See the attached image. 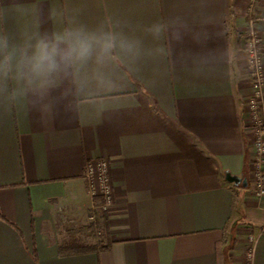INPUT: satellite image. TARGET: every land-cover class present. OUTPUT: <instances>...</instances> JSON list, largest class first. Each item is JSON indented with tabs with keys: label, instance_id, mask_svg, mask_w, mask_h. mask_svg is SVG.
Segmentation results:
<instances>
[{
	"label": "crops",
	"instance_id": "crops-1",
	"mask_svg": "<svg viewBox=\"0 0 264 264\" xmlns=\"http://www.w3.org/2000/svg\"><path fill=\"white\" fill-rule=\"evenodd\" d=\"M251 20L264 42V0H0L11 42L77 25L136 42L64 82L43 118L0 82V264H246L250 241L264 264L244 124ZM101 159L107 213L85 176Z\"/></svg>",
	"mask_w": 264,
	"mask_h": 264
},
{
	"label": "clouds",
	"instance_id": "clouds-1",
	"mask_svg": "<svg viewBox=\"0 0 264 264\" xmlns=\"http://www.w3.org/2000/svg\"><path fill=\"white\" fill-rule=\"evenodd\" d=\"M136 42L85 25L37 32L22 42L0 33V82L12 81L13 99H28L43 118L51 114L55 91L90 63L102 65L113 53L131 54Z\"/></svg>",
	"mask_w": 264,
	"mask_h": 264
},
{
	"label": "built area",
	"instance_id": "built-area-1",
	"mask_svg": "<svg viewBox=\"0 0 264 264\" xmlns=\"http://www.w3.org/2000/svg\"><path fill=\"white\" fill-rule=\"evenodd\" d=\"M249 32L242 38L248 54L249 74L253 91L244 98L246 113L244 124L249 130V140L253 147L250 159L253 189L259 196H264V43L257 34L254 20H251ZM88 191L95 199V213L109 210L114 205V185L111 176V164L108 159L89 162L85 173ZM102 235L103 231L98 230ZM250 249L247 263L251 264Z\"/></svg>",
	"mask_w": 264,
	"mask_h": 264
},
{
	"label": "water",
	"instance_id": "water-1",
	"mask_svg": "<svg viewBox=\"0 0 264 264\" xmlns=\"http://www.w3.org/2000/svg\"><path fill=\"white\" fill-rule=\"evenodd\" d=\"M227 179L230 182L235 183L236 185H242L244 187H247L249 184V181L247 179V177H241V176H237V175H232L230 173H227Z\"/></svg>",
	"mask_w": 264,
	"mask_h": 264
},
{
	"label": "rangeland",
	"instance_id": "rangeland-1",
	"mask_svg": "<svg viewBox=\"0 0 264 264\" xmlns=\"http://www.w3.org/2000/svg\"><path fill=\"white\" fill-rule=\"evenodd\" d=\"M255 28H256V27H255ZM248 30H249V28H248ZM248 30H247L246 32H249ZM246 32H245V33H246ZM257 34H258V36H259L260 39H261V36L259 35V33H257ZM261 40H263V39H261ZM262 42H263V41H262ZM263 43H264V42H263ZM105 212L107 213L108 210H105ZM98 230H99V229H98V227L96 226V227H94V231H93V232H94V234H95L98 238H102L104 233H103L102 235H99V234H98ZM251 243H252V242L250 241L249 248H248V250H247V251H248V252H247V257H248L249 252H250Z\"/></svg>",
	"mask_w": 264,
	"mask_h": 264
}]
</instances>
